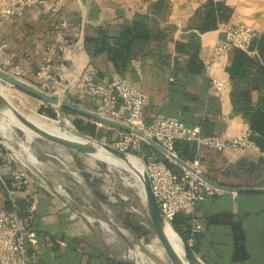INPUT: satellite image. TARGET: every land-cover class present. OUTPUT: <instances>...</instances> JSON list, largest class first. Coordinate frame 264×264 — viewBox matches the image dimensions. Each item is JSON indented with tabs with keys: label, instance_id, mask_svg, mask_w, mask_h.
Segmentation results:
<instances>
[{
	"label": "crops",
	"instance_id": "1",
	"mask_svg": "<svg viewBox=\"0 0 264 264\" xmlns=\"http://www.w3.org/2000/svg\"><path fill=\"white\" fill-rule=\"evenodd\" d=\"M156 1L65 0L58 12L48 11L42 3L36 4L24 16L0 24V43L6 45L4 55L22 66L24 72L19 80L33 87L39 86L37 70L49 48L60 41L61 34L65 48L56 53L52 63L54 69L60 67L59 81L50 85L49 92L94 111L95 103L74 87V77L88 63L94 64L101 75H111L116 69L106 52L97 55L90 52L86 38L97 35L99 27L116 32L120 26L130 24L137 13H148L150 26L168 35L165 39L139 43L129 68L124 71L147 94L143 122L148 124L157 113H164L208 134L227 132L235 136L249 130V123L232 101L234 85L228 72V57L226 61H215L213 48L225 37L223 27L238 19L264 32V0H224L233 9L229 20L205 32L192 27V17L205 0H166L167 10L152 14L151 6ZM193 38L201 44L199 54L204 69L200 73L189 68ZM243 85L240 82L235 87L241 90ZM16 89L22 101L38 109L42 107L39 98ZM262 90L264 93V87ZM258 94V90H253L254 100ZM110 133L120 135V130L114 127L107 136ZM196 156L203 174L222 186L264 187V152L260 149L219 151L202 146ZM6 157V163L0 165V206H6L8 199L19 209L18 204L31 203L28 214L21 218L32 239L29 241L32 262L129 264L115 252L106 236L109 229L95 226L89 217V221L84 220L78 206L72 204L76 200L71 193L60 190L56 182L63 179L61 174L54 173L50 187L29 176L25 183L18 184L12 174L18 166L7 152ZM95 197L101 204H111L107 195ZM190 217V224L198 222L202 226L194 235L193 244L209 264H264V191L224 189L200 202Z\"/></svg>",
	"mask_w": 264,
	"mask_h": 264
},
{
	"label": "built area",
	"instance_id": "2",
	"mask_svg": "<svg viewBox=\"0 0 264 264\" xmlns=\"http://www.w3.org/2000/svg\"><path fill=\"white\" fill-rule=\"evenodd\" d=\"M64 2L65 0H0V24L9 19L24 16L27 10L36 4L42 3L48 11L58 12ZM223 29L225 37L218 40L213 48L215 61H226L233 47L254 52L250 50V46L258 31L248 26L244 20L238 19L228 23ZM58 39L60 41L49 48V53L37 70L39 86L43 90H49L52 83L59 81L60 67L57 66L54 69L52 63L56 53L65 48V43L61 34ZM5 46L0 43V70L19 80L24 70L11 57L4 55ZM135 66L140 71L137 62ZM72 82L75 88L95 103L96 113L142 130L169 151L174 152V144L178 139L196 142L197 151L202 146L219 151L235 149L245 152L253 148L259 149L250 137V129L235 136L227 132L208 134L204 133L200 127L188 126L179 118L164 113H157L150 123L145 124L143 114L148 102L147 94L124 73L117 70L111 75H101L94 64L88 63L77 73ZM144 143L149 144L145 137L120 130L115 146L130 151L136 147L142 148ZM142 153L154 195L165 217L170 221H173L179 213L192 216L200 202L224 190L202 177L203 171L197 156L188 161L195 171L181 166L182 170L176 172L162 158L164 154L160 151L144 150ZM12 174L18 184L27 181L28 174L25 169H14ZM59 188L61 190L62 186L59 185ZM201 229L200 223L192 222L191 237L188 240L192 245L194 235ZM30 240L32 239L29 236V229L18 212L9 210L6 206H0V264H44L40 260L32 262L29 255Z\"/></svg>",
	"mask_w": 264,
	"mask_h": 264
},
{
	"label": "rangeland",
	"instance_id": "3",
	"mask_svg": "<svg viewBox=\"0 0 264 264\" xmlns=\"http://www.w3.org/2000/svg\"><path fill=\"white\" fill-rule=\"evenodd\" d=\"M0 86L4 88L15 105L39 121L56 125L66 124L77 129L73 122L74 118L90 119L96 124V137L113 145L116 144L119 135L110 133V137L107 136L108 132L114 128L113 126L91 118L87 119V116L80 113H65L61 111L59 105L39 98L43 102L42 106H51L56 111V117L49 116L41 113L40 109L31 106L26 101H22L21 95L17 93V89L15 91L14 86L2 80H0ZM33 88L54 96L52 92L43 90L40 86L36 85ZM21 91L26 94L25 91ZM33 136L31 138L27 131L0 117V142L7 151L8 158L19 169H25L29 177L49 187L53 184L51 178L55 176L54 173L61 174L63 179L56 182L57 186H62L61 191L71 193L72 198L76 200L72 204L78 206L79 213L84 220L89 221L87 217L92 216L95 220L89 222L99 228H105L100 224L99 219L108 223L110 230L107 231L106 236L115 247V252L120 253L124 261L129 264H170L168 255L157 240L154 230L138 235L124 224L126 221H131L143 228L148 226L149 220L142 187L129 171L99 160L92 155ZM7 143L11 144V147ZM29 152H33L37 164L29 159ZM130 152L142 157L145 161L142 148L136 147ZM97 155L116 164L110 156L101 151ZM97 195H107L111 204L97 202L95 197ZM119 230L130 242L124 240ZM136 248L138 250H135Z\"/></svg>",
	"mask_w": 264,
	"mask_h": 264
},
{
	"label": "trees",
	"instance_id": "4",
	"mask_svg": "<svg viewBox=\"0 0 264 264\" xmlns=\"http://www.w3.org/2000/svg\"><path fill=\"white\" fill-rule=\"evenodd\" d=\"M168 8L166 0H158L151 6L152 14H160ZM232 7L224 0H206L192 17V27L200 32L216 29L223 22L229 20L232 14ZM149 14L137 13L130 24L120 26L116 32H111L105 27H99L97 35L86 38V46L90 52L97 55L102 52L108 54L109 59L115 69L124 73L129 68L131 60L135 54V48L139 43H146L151 39H165L168 34L163 30H156L149 23ZM200 42L192 39L190 44L191 58L189 68L195 73H200L204 69L203 61L200 57ZM253 53L238 47H233L228 53V72L234 90L232 91V101L236 109L240 110L250 126L251 139L264 152V32H258L253 38L250 46ZM243 82V89L239 90L235 85ZM258 90V97L254 100L252 92ZM65 113H73L67 108H61ZM41 113L56 117V111L51 106L43 105ZM74 125L82 132L96 136V124L89 120L76 117L73 119ZM204 132V131H203ZM205 133V132H204ZM142 150H155L153 146L144 143ZM6 150L0 142V165L6 163ZM174 153L183 160H193L197 154V144L191 140L178 139L174 144ZM166 163L176 172H180L182 167L162 155ZM7 183L11 186L10 181ZM17 208L11 199L7 200L6 207L9 210H16L22 217L27 215V209L31 206L30 202L18 204ZM23 209V211H21ZM26 210V211H25ZM191 217L179 213L172 221L175 228L183 235L186 240L191 237ZM134 233H148L152 227L148 220V226L141 227L135 222L126 221L124 223ZM195 249V243L192 245ZM114 264H123L114 262Z\"/></svg>",
	"mask_w": 264,
	"mask_h": 264
},
{
	"label": "water",
	"instance_id": "5",
	"mask_svg": "<svg viewBox=\"0 0 264 264\" xmlns=\"http://www.w3.org/2000/svg\"><path fill=\"white\" fill-rule=\"evenodd\" d=\"M0 80L21 88L36 96L46 102L59 105L61 108H67L74 112L80 113L87 116L95 121H99L110 126H113L119 130L133 132L137 135L145 137L146 141L156 148L158 151L166 155L171 161L179 164L182 167H186L191 171L195 169L189 164L188 161L183 160L177 154L166 149L163 145L157 142L150 136H147L142 130L133 128L119 121L113 120L111 118L102 116L95 111L88 110L86 108L74 105L67 100H61L58 97L49 95L43 91L33 88L24 82L10 76L9 74L0 70ZM0 116L11 120H16L22 126L26 127L28 130L33 132L36 137L44 139L46 141L58 144L60 146L70 148L82 153H86L96 157L99 160H103L111 165L121 167L129 171L140 183L142 187L143 197L145 207L148 213L149 223L157 235V240L162 244L165 252L168 255L170 264H209L192 246V244L186 240L183 235L175 228L172 221L168 220L164 213L162 212L161 206L154 195L151 179L146 167V163L142 157L136 154L122 150L121 148L108 143L107 141L100 139L96 136L87 134L80 131L79 129H72L75 132V136L67 135L64 133L56 132L54 130L48 129L41 125L34 117L28 115L22 111L12 99L7 95L6 92L0 90ZM103 151L113 158L120 161L121 164H114L102 157H98V153ZM137 159L140 161L138 163ZM211 184L230 191H264V187H226L222 186L212 180H210L203 173L201 174ZM119 233L128 242L129 239L119 230ZM174 236V238L171 237ZM175 238L179 241L177 243Z\"/></svg>",
	"mask_w": 264,
	"mask_h": 264
},
{
	"label": "bare ground",
	"instance_id": "6",
	"mask_svg": "<svg viewBox=\"0 0 264 264\" xmlns=\"http://www.w3.org/2000/svg\"><path fill=\"white\" fill-rule=\"evenodd\" d=\"M0 90H2V91H4V88L2 87V86H0ZM5 92V91H4ZM1 117V116H0ZM3 119H5V120H8V121H10L12 124H14V125H16V126H18V127H20L21 129H23V130H25V131H27V133H28V135L31 137V138H33L34 136L33 135H35L33 132H31L30 130H28L26 127H24V126H22L19 122H17L16 120H11V119H8V118H5V117H2ZM41 125H43L44 127H46V128H48V129H51V130H54V131H56V132H60V133H64V134H67V135H72V136H75V132H74V130L71 128V127H69L68 125H66V124H64V125H56V124H54V123H49V122H42V121H39V120H37ZM8 144V143H7ZM10 147H11V144H8ZM13 147V146H12ZM27 147V146H26ZM31 150V149H30ZM101 152H103V151H101ZM30 154H29V159L32 161V162H34V163H36L37 162V159H36V157H35V155L33 154V152H29ZM103 153H105V152H103ZM106 155H108L107 153H105ZM108 156H110V155H108ZM111 158H112V161H114V162H116V164H121L120 163V161L119 160H117V159H115V158H113L112 156H110ZM137 161H138V163L140 164V161L137 159ZM37 164V163H36ZM89 218H90V220H95L92 216H89ZM98 220V219H97ZM99 222L102 224V226H104L105 228H107V229H109L110 230V228H109V225H108V223L105 221V220H102V219H99ZM171 237L172 238H174V236L173 235H171ZM175 241L177 242V243H179V241L175 238ZM135 250H138V248H136ZM130 252H131V250H130ZM133 253V252H132Z\"/></svg>",
	"mask_w": 264,
	"mask_h": 264
}]
</instances>
